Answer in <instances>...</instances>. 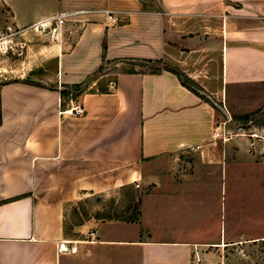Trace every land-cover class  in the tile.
<instances>
[{
  "label": "crops",
  "instance_id": "crops-1",
  "mask_svg": "<svg viewBox=\"0 0 264 264\" xmlns=\"http://www.w3.org/2000/svg\"><path fill=\"white\" fill-rule=\"evenodd\" d=\"M1 2L18 27H81L47 77L0 85V264H264V145L211 139L221 113L191 87L264 132V0ZM125 185L136 219L66 233L68 202Z\"/></svg>",
  "mask_w": 264,
  "mask_h": 264
},
{
  "label": "rangeland",
  "instance_id": "rangeland-1",
  "mask_svg": "<svg viewBox=\"0 0 264 264\" xmlns=\"http://www.w3.org/2000/svg\"><path fill=\"white\" fill-rule=\"evenodd\" d=\"M80 27L79 20L68 17L61 24L52 21L42 25L18 27L13 22L10 11L0 0V85L15 79L47 77L55 69L57 52L73 42ZM108 66L104 67V71H107ZM158 67L156 63H152L146 69L155 70ZM115 69L117 67L112 66L108 71ZM110 77L112 74L108 73L103 78ZM247 120L248 117L239 122L234 121L243 124ZM140 195L141 190L133 185H125L70 201L65 209V231L68 235H73L75 227L87 220L100 222L131 219L138 212ZM245 251L249 254L248 257L233 258L229 255L231 260L227 262L260 264L263 261L260 248ZM194 264H202V260H196Z\"/></svg>",
  "mask_w": 264,
  "mask_h": 264
},
{
  "label": "built area",
  "instance_id": "built-area-1",
  "mask_svg": "<svg viewBox=\"0 0 264 264\" xmlns=\"http://www.w3.org/2000/svg\"><path fill=\"white\" fill-rule=\"evenodd\" d=\"M73 12H59L58 14L51 16L49 18H46L44 20H41L37 22L35 25H42L46 23H50L54 21L57 24H61L64 22V20L70 16ZM108 19L112 20V14L108 12ZM69 112V114L73 115H81L84 112L83 107L80 104H72L70 107L66 110ZM251 122V121H249ZM248 123V120L247 122ZM245 123L243 124H237L233 118L230 116V114L226 111V115L222 114L220 119H215L214 124H213V129L211 133V139L213 140H220L223 142L229 141L235 136H240V135H248L251 138H257L259 139L263 145H264V132L263 133H247L244 131L245 129ZM61 251H70L73 252L75 250V247L70 246L69 248L61 245L59 247Z\"/></svg>",
  "mask_w": 264,
  "mask_h": 264
},
{
  "label": "water",
  "instance_id": "water-1",
  "mask_svg": "<svg viewBox=\"0 0 264 264\" xmlns=\"http://www.w3.org/2000/svg\"><path fill=\"white\" fill-rule=\"evenodd\" d=\"M191 86V85H190ZM193 89H195L196 91L200 92V93H203L215 106L216 108L222 113V114H225L226 115V110L224 109L223 106H221L220 104H217L212 98L210 95L204 93L203 91L199 90L198 88L194 87V86H191Z\"/></svg>",
  "mask_w": 264,
  "mask_h": 264
},
{
  "label": "trees",
  "instance_id": "trees-1",
  "mask_svg": "<svg viewBox=\"0 0 264 264\" xmlns=\"http://www.w3.org/2000/svg\"><path fill=\"white\" fill-rule=\"evenodd\" d=\"M181 78H182V76H181V74L180 73H177ZM25 80H29V78H25ZM184 81V80H183ZM185 82V81H184ZM79 91L80 90V87L79 86H73L72 87V89H70V88H66V89H62L61 90V96L62 95H65V94H67L68 92H70V91ZM81 91V90H80ZM137 216H138V212H137V214L133 217V218H131V219H129V220H134V219H136L137 218Z\"/></svg>",
  "mask_w": 264,
  "mask_h": 264
}]
</instances>
